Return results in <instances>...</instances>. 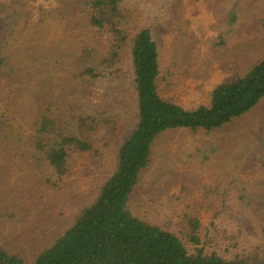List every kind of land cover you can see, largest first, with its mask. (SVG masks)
Returning a JSON list of instances; mask_svg holds the SVG:
<instances>
[{
  "label": "trees",
  "instance_id": "trees-1",
  "mask_svg": "<svg viewBox=\"0 0 264 264\" xmlns=\"http://www.w3.org/2000/svg\"><path fill=\"white\" fill-rule=\"evenodd\" d=\"M128 1L58 0L55 21L47 27L42 21H31L33 13L26 15L22 1L0 6V98L10 105V85L19 84L28 66L48 87V95L37 99L31 109L29 104L17 103L0 112V146L16 149L19 166L12 181L0 172L1 189L19 183L30 170L38 189L61 193L69 188L79 166L93 163L104 172L109 167L70 226L33 256L22 246L14 248L8 234L7 224L19 225L24 208L15 203L17 196L0 195V264H264L263 257L251 254L210 251L201 239L200 214L186 216L187 245L178 233L155 224L135 206L137 188L153 166L163 136L182 130L211 134L232 125L262 101L264 58L244 74L219 84L207 104L187 109L161 94L159 82L165 76L160 39L152 28L134 24L130 3L137 7L142 0ZM160 1L169 8L170 0ZM245 1H230L217 46L227 48L241 41L234 29ZM29 19L26 28L35 26L39 31L20 37L17 28ZM128 85L133 119L107 160L112 134L120 130L128 110L122 88ZM37 101H42L40 106ZM236 182V178L226 179V186L208 188L203 206H217L215 202L225 201L233 190L240 206L264 222V190ZM261 233L264 239V223Z\"/></svg>",
  "mask_w": 264,
  "mask_h": 264
},
{
  "label": "rangeland",
  "instance_id": "rangeland-1",
  "mask_svg": "<svg viewBox=\"0 0 264 264\" xmlns=\"http://www.w3.org/2000/svg\"><path fill=\"white\" fill-rule=\"evenodd\" d=\"M14 1L0 0V6ZM17 1L26 5V15L33 13L31 21H42L45 26L54 23L53 10L58 9V0ZM230 1L170 0L169 8H164L160 0H142L137 7L130 3L136 16L134 24L152 28L160 39L165 78L160 80L159 90L165 98L195 109L208 103L219 84L244 74L252 63L264 58V0H247L242 6L241 20L234 29L241 39L239 43L227 48L216 45L224 31ZM28 25L30 19L27 25L17 28L20 37L28 31H39L35 26L26 28ZM32 67L28 66L29 72L19 84L10 85L9 106L4 104V97L0 98V112L17 103L29 104L31 109L37 99L48 95V87L43 86L41 76ZM124 70H129L128 64ZM129 77L126 75L124 81L128 82ZM40 86L44 88L40 90ZM122 88L128 110L123 113L120 130L112 134L107 160L119 148L133 119L131 87ZM41 102L37 101L38 106ZM15 150L0 146V172L11 181L19 168ZM92 164L79 166L69 188L61 193L51 194L38 185L39 190L30 170L14 186L9 183L0 187L2 197L15 195L18 197L15 203L24 208L19 225L16 221L14 225L7 224L14 248L22 246L33 256L70 226L75 213L89 203L109 169L106 167L104 172ZM231 178H236L238 185L242 181L254 190H264V98L222 130L211 134L182 130L163 136L157 143L153 166L137 188L135 206L155 224L178 233L187 245L186 216L200 214L201 239L210 251L232 250L264 258L263 219L244 210L234 198L233 190L227 192L225 201L219 198L217 206H203L208 188L226 186L225 180Z\"/></svg>",
  "mask_w": 264,
  "mask_h": 264
}]
</instances>
